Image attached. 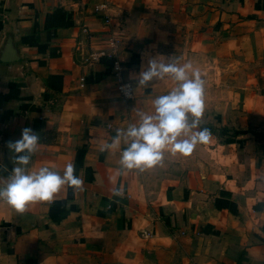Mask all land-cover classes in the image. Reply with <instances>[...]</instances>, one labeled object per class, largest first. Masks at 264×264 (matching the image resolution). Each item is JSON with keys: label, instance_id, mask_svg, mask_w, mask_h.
Segmentation results:
<instances>
[{"label": "crops", "instance_id": "obj_1", "mask_svg": "<svg viewBox=\"0 0 264 264\" xmlns=\"http://www.w3.org/2000/svg\"><path fill=\"white\" fill-rule=\"evenodd\" d=\"M174 31L230 57L227 96L203 119L207 143L121 171L127 145L101 149L154 112L164 80L136 77L169 59ZM24 128L40 136L27 170L74 162L83 190L23 213L0 202V264H264V0H0V185Z\"/></svg>", "mask_w": 264, "mask_h": 264}, {"label": "clouds", "instance_id": "obj_2", "mask_svg": "<svg viewBox=\"0 0 264 264\" xmlns=\"http://www.w3.org/2000/svg\"><path fill=\"white\" fill-rule=\"evenodd\" d=\"M165 79L173 81L175 86L152 101L154 112L138 113V124L117 130L115 140L101 149L113 148L121 141L127 145L119 162L121 171L151 169L163 161L165 150L173 156L186 157L197 144H205L211 137L207 128H200L205 109V82L200 70L194 69L191 62L179 65L171 58L166 61L156 57L148 61L146 68L142 67L136 77V88H148ZM39 140L38 133L24 128L19 139L6 145L16 166L11 169L8 182L0 185V202L17 213H23L29 204L52 201L62 188L83 190L84 181L76 174L74 162L66 164L63 174L48 167L36 172L27 170Z\"/></svg>", "mask_w": 264, "mask_h": 264}, {"label": "rangeland", "instance_id": "obj_3", "mask_svg": "<svg viewBox=\"0 0 264 264\" xmlns=\"http://www.w3.org/2000/svg\"><path fill=\"white\" fill-rule=\"evenodd\" d=\"M187 34L184 31H174L170 35L168 46L169 58L175 60L179 65L191 62L194 69H199L202 79L204 80V102L205 109L200 122L209 115L211 105L219 99L226 97L225 86L229 84V77L233 73V66L230 57L224 54L214 53V51L199 52L194 49L188 48ZM163 95L167 94L175 86L171 80H164ZM211 114V113H210ZM210 119V117H208ZM200 128L211 129L207 121ZM207 122V123H206ZM212 131V130H211Z\"/></svg>", "mask_w": 264, "mask_h": 264}, {"label": "built area", "instance_id": "obj_4", "mask_svg": "<svg viewBox=\"0 0 264 264\" xmlns=\"http://www.w3.org/2000/svg\"><path fill=\"white\" fill-rule=\"evenodd\" d=\"M102 8H104V4H99V5L94 6L95 11L101 10ZM108 46H109L110 52L115 53V45H114L112 38H108ZM102 55H104L103 51H97L91 54L90 59L96 60ZM112 70H113L114 75L116 76L117 92L123 97H126V98L130 97L132 94L133 86L130 82L124 81L119 78L118 73L120 70V63L118 61L114 60L112 62Z\"/></svg>", "mask_w": 264, "mask_h": 264}]
</instances>
